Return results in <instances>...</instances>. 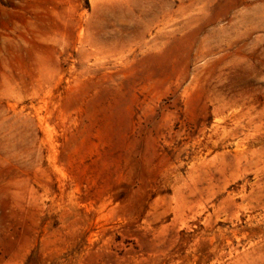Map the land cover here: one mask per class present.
Returning a JSON list of instances; mask_svg holds the SVG:
<instances>
[{
    "label": "rangeland",
    "instance_id": "374dc122",
    "mask_svg": "<svg viewBox=\"0 0 264 264\" xmlns=\"http://www.w3.org/2000/svg\"><path fill=\"white\" fill-rule=\"evenodd\" d=\"M0 264H264V0H0Z\"/></svg>",
    "mask_w": 264,
    "mask_h": 264
}]
</instances>
